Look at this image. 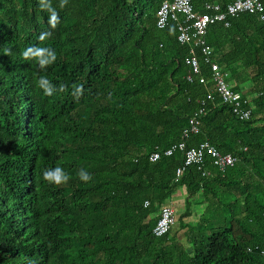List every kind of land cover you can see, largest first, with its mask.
<instances>
[{
	"label": "trees",
	"instance_id": "trees-1",
	"mask_svg": "<svg viewBox=\"0 0 264 264\" xmlns=\"http://www.w3.org/2000/svg\"><path fill=\"white\" fill-rule=\"evenodd\" d=\"M164 1L0 0V264H264V0L207 35L247 120L207 99L211 66L176 21L158 26ZM231 1L192 0L199 13ZM202 106L188 148L236 162L176 180L183 152L149 156ZM167 204L176 223L156 236Z\"/></svg>",
	"mask_w": 264,
	"mask_h": 264
},
{
	"label": "built area",
	"instance_id": "built-area-1",
	"mask_svg": "<svg viewBox=\"0 0 264 264\" xmlns=\"http://www.w3.org/2000/svg\"><path fill=\"white\" fill-rule=\"evenodd\" d=\"M205 12L196 11L192 0H166L160 6L158 11V26L163 28L170 20L178 23V41L183 44H191L194 48H199L205 60L211 66L212 81L215 84V92L207 94L208 100H216L217 95L222 103L231 105L234 114L240 120H247L252 115L250 108H245L247 101L243 99L242 94L233 89L229 80L230 73L223 72L218 63L212 62L213 49L207 42V35L212 26L217 22H223L229 26V17L236 16L244 11H261L263 5L260 0H232L226 7L219 3H206ZM264 20V15L262 16ZM193 53L187 57L186 63L191 65L195 73H200V62L198 56ZM190 81H193L189 77ZM199 81L207 83V79L201 76ZM206 100L202 99L201 104L205 107ZM195 113L189 120V127L184 132V140L172 144L164 151H155L150 154V161H156L164 156H171L177 151L184 154V163L178 167L176 180L184 174L188 166L197 165L203 168L210 160L220 170L225 171L236 162V157L232 153H222L217 147L211 145L208 141L201 143L198 147L188 148L186 139L192 134L200 132L201 114L205 113V108ZM149 205V202L146 203ZM157 223L153 229L156 236H164L171 231L175 225V207L172 204L164 205L156 214Z\"/></svg>",
	"mask_w": 264,
	"mask_h": 264
},
{
	"label": "rangeland",
	"instance_id": "rangeland-1",
	"mask_svg": "<svg viewBox=\"0 0 264 264\" xmlns=\"http://www.w3.org/2000/svg\"><path fill=\"white\" fill-rule=\"evenodd\" d=\"M184 196V192H182V190L178 191L172 200L173 205L178 208V207H184V199L182 198ZM204 206L203 205H199L198 209L202 210Z\"/></svg>",
	"mask_w": 264,
	"mask_h": 264
},
{
	"label": "crops",
	"instance_id": "crops-1",
	"mask_svg": "<svg viewBox=\"0 0 264 264\" xmlns=\"http://www.w3.org/2000/svg\"><path fill=\"white\" fill-rule=\"evenodd\" d=\"M182 192H184V191L182 190ZM182 198L184 199V196Z\"/></svg>",
	"mask_w": 264,
	"mask_h": 264
}]
</instances>
